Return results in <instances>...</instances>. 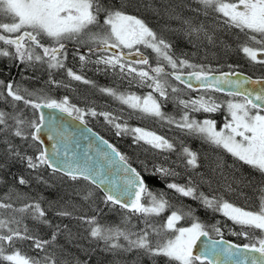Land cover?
I'll return each instance as SVG.
<instances>
[{
    "label": "snow or ice",
    "instance_id": "1",
    "mask_svg": "<svg viewBox=\"0 0 264 264\" xmlns=\"http://www.w3.org/2000/svg\"><path fill=\"white\" fill-rule=\"evenodd\" d=\"M148 10L164 21L162 31L135 14ZM165 32L183 37L195 52L177 55ZM229 34L250 64L264 68V0H0V61L7 62L3 71L10 77L13 68L21 76L0 79V264H93L97 252L105 257L99 264H264V75L253 79L233 64L217 74L219 68L193 60L209 45L230 47L221 38ZM70 55L79 71L68 66ZM89 65L110 74L112 86L86 78ZM37 73L47 75L45 87H27L24 81ZM57 73L69 82L56 79ZM71 81L120 107H81L50 94L71 88ZM168 104L175 113L165 111ZM45 109L85 128L88 118L102 117L115 137H131V147L164 162L146 155L134 167L99 133L92 137L101 165L87 153L78 159L65 151L61 159L55 145L52 152L43 147L45 128L49 140L57 134L56 118ZM217 113L223 114L219 128ZM133 118L173 135L134 126ZM187 138L219 154L202 160ZM17 165L23 173L13 171ZM57 177L70 182L69 199L45 202L31 193L33 185L51 188ZM148 178L162 180L164 188L154 191ZM106 209H116L119 221L104 219ZM201 210L224 223L206 224L197 215ZM224 227L247 243L224 240ZM41 228L49 230L47 238Z\"/></svg>",
    "mask_w": 264,
    "mask_h": 264
},
{
    "label": "rangeland",
    "instance_id": "2",
    "mask_svg": "<svg viewBox=\"0 0 264 264\" xmlns=\"http://www.w3.org/2000/svg\"><path fill=\"white\" fill-rule=\"evenodd\" d=\"M147 12V13H146ZM140 13V12H138ZM143 13V11H142ZM145 16L143 19L146 18V21L148 24L151 25V27H153L155 29V27L159 28L160 31H162L163 29V25H164V21L158 19L150 10L145 11ZM165 36L167 38H169L173 44H174V50L176 51V54L179 55L180 51L183 50L184 52H195V49H193L191 47V45L187 44V41L178 35H172L170 33L165 32L164 33ZM226 44L228 45H233L234 47H237V43L234 44L233 42H231V38L232 40H235L234 37H232L230 34L229 35H223L221 37ZM236 50V49H235ZM232 52H234V49L232 47H228V48H224L221 46H217V47H212L211 45L207 46V48H202L200 50L199 53L196 54L195 57H193L194 62H201V63H205V64H210L214 69L217 67H225L227 68L228 64H233V65H239V67H245L247 70H249L253 73H258V75H261V71L263 70L262 67H256L257 69H255V71L253 70V66L249 63V61L244 57L243 53L242 56L240 55H235L232 58L234 60H231L232 58H229L232 55ZM239 53L240 51L237 50L235 51L236 53ZM205 53H207V56L205 57ZM231 54V55H230ZM69 64L68 66L73 67L74 71H79V62L76 60H73L72 56H69ZM233 62V63H231ZM262 69V70H261ZM85 76L87 75H98L101 74V76H103V80H106V83L109 84L108 86H112L113 84V77L108 74H104L102 72H97L94 69V66L89 65L84 69V73ZM25 75H28V73H26ZM93 75V76H94ZM36 76H38L39 78L41 76L44 77V81L47 79V75L46 74H40L37 73ZM56 79H62L64 80L66 83L69 82L68 78L64 75H62L61 73H57L55 76ZM43 79V78H42ZM43 81V82H44ZM72 87L71 88H53L51 90V95L57 97V98H61L63 96H68L69 99L71 100L72 103L77 104L81 107H84L86 102L90 105V106H94L96 107L98 110L100 109H116L118 107H120L119 105H117L115 102L111 101V105L106 104L104 99H98L96 97V95H93L91 93L90 88H85V85L79 82H75V81H71L70 82ZM30 84V83H29ZM43 86L44 83H42ZM29 88H32L31 86H29ZM145 91V90H142ZM99 92V91H98ZM100 93V92H99ZM91 94V95H90ZM193 95L195 96L196 93ZM223 99H230L229 97H224ZM198 117V114H195ZM88 122L95 124L100 130L103 131L104 134L110 136L111 138L115 137L113 135V132L110 130V128L104 123L103 118L102 117H98L95 119L92 118H88ZM133 122V123H131ZM137 122V123H136ZM130 124L132 125H136V126H142V127H147L150 128L152 130H160V132H162L163 135H168L169 137H171L173 135V133H170L168 131L167 127H161L159 124L153 123L150 120H146L141 122L140 120L133 118L129 121ZM222 122H220L218 124L217 121V126L219 128L220 124ZM150 125H152V127H149ZM161 134V133H160ZM176 135H179L178 133H176ZM119 140L121 138H118ZM188 139V138H187ZM186 139V143L191 146L192 144H189V142H187L188 140ZM116 140V139H115ZM119 140H116V143L118 142L119 145H121L122 149L125 151V153H129V156L135 160V162L138 164L139 160L145 159L146 155L148 156L149 159H156L158 162H164L161 160L160 157L158 156H151L150 154H146L144 153L142 150L139 149H135L134 147H131V144L127 143V142H121ZM201 142V141H200ZM199 151L201 154V159L204 160L205 157L208 158V160H211L214 156L219 154V150H215L213 148H211L209 145L207 144H202L198 146L197 150ZM225 159H227L229 161V163L231 162V158L230 157H224ZM230 158V159H229ZM172 159H175V157L173 156ZM167 163V162H165ZM180 171H182V169H178ZM180 178H178L179 180ZM243 206V205H241ZM189 226V225H188ZM223 232L225 231V227L222 228ZM226 232L228 234H230L229 228L226 227ZM232 235V234H231ZM235 236V235H232Z\"/></svg>",
    "mask_w": 264,
    "mask_h": 264
},
{
    "label": "trees",
    "instance_id": "3",
    "mask_svg": "<svg viewBox=\"0 0 264 264\" xmlns=\"http://www.w3.org/2000/svg\"><path fill=\"white\" fill-rule=\"evenodd\" d=\"M147 13V12H146ZM136 15H138V16H141L142 18H144V17H146L145 16V11H143V13H142V11L140 12V13H135ZM145 21H146V18L144 19ZM147 22V21H146ZM150 25V24H149ZM151 26V25H150ZM155 29L158 31V32H160V29L159 28H157V27H155ZM231 42H233L234 44H236V40H232V38H231ZM237 46V45H236ZM230 47H232L233 49H234V52H232V55L229 57V58H232L233 56H235V55H240V56H242V52H237L236 54H235V51H237L238 49H237V47H234L232 44L230 45ZM236 49V50H235ZM231 60H234L233 58L231 59ZM69 61L70 60H68V64H69ZM7 62L6 61H0V79H5V80H7V79H9V78H11V77H15V79L16 80H20L21 79V76H20V69H16V68H13V70H12V73H11V77L5 72V71H3V69H4V66H5V64H6ZM22 67V66H21ZM238 69H240V70H244L245 72H249V70H247L245 67H239ZM185 71H187V70H185ZM262 73H261V76L262 75H264V69L261 71ZM94 75V74H93ZM87 75L86 74V78H88V79H91V80H93V81H95V83H96V85H98V86H108L109 84H107L106 83V80L104 79L103 80V76H101V74H96V75ZM37 78H34V79H32V80H25L24 81V84L27 86V87H29V86H31L32 88H35V89H39V88H43V87H45V86H43L42 85V83H44L43 81H44V77L43 76H41L40 78L38 77V76H36ZM43 78V79H42ZM30 83V84H29ZM178 83V82H177ZM178 86L179 87H183V85H179L178 84ZM85 88H90V90H91V93L93 94V95H96V97L98 98V99H106L105 101V103L106 104H108V105H111V99L109 98V97H107V96H105V95H103V94H101V93H99L98 92V90L97 89H95V88H92V87H90V86H88V85H85ZM142 91V90H141ZM146 91V90H145ZM193 93L194 92H192V93H190L191 95H193ZM195 94V93H194ZM91 95V94H90ZM214 95H217V96H219L220 98H224L225 96H224V94L223 93H214ZM194 96V95H193ZM30 111L31 110H26V112L28 113V114H30ZM165 111L166 112H168V113H175L176 112V109L174 108V106L172 105V104H168L167 105V107L165 108ZM222 113H217V114H215V116H214V118L218 121V124L220 123V122H222ZM200 116H201V114H198V117L200 118ZM87 123H90V122H88L87 121ZM131 123H133V122H131ZM137 123V122H136ZM90 125L98 132V133H100V134H103V136H105L111 143H113V144H115L122 152H125L121 147V145H119L118 144V142L116 143V140H119L118 139V137H113V138H111L110 136H108V135H106V134H104L103 133V131L102 130H100L95 124H93V123H90ZM137 125V124H136ZM136 125H134V126H136ZM149 127H152V125H150ZM155 131H157L158 132V134H162V132H160V130H158V129H156ZM116 139V140H115ZM188 141L187 142H189V144H192L190 147L193 149V150H197V148H198V146H200L201 145V142H200V140H198V139H194V138H188L187 139ZM119 141H121V142H127V143H129V144H131L132 142H131V137H122ZM128 155H129V153H128ZM230 159V158H229ZM131 162L133 163V166L134 167H137V168H139L140 167V164L138 163H136L135 162V160H133V159H131ZM13 171L15 172V171H20L21 173H23V168L21 167V166H19V165H17L14 169H13ZM245 174H247L250 170L247 168V166H245L244 168H243V170H242ZM179 182H183V180L182 179H179ZM148 184H149V187L151 188V189H153L154 191L155 190H160V189H163L164 188V183H163V181L162 180H160V179H156V178H148ZM205 191H207V188H205L204 189ZM71 191H72V188H71V186H70V182H68L67 180H66V178H65V180L62 182L60 179H59V177H57V178H55L53 181H52V187L51 188H46V187H37L36 185H33V187H32V189H31V193L33 194V195H36V194H39V195H41V196H43V198H44V201L45 202H47V201H55V200H57L59 197H61V196H63L64 197V199H69L70 197L68 196V195H66V193H71ZM246 191H248V190H246ZM0 194H3V187L2 186H0ZM248 195L249 196H251L252 194H251V192H248ZM230 199H232L233 200V202L234 203H236V204H238V205H244V203H245V201H244V199H243V197H241V198H234V197H229ZM71 199L73 200V202L74 203H76V204H78V205H80L81 206V209L83 210V211H87L88 209H87V203L86 202H83V201H81L80 199H79V197H71ZM186 203H192L191 201H187L186 200ZM250 203H255V200L253 199V200H251L250 201ZM45 206H46V203H45ZM89 214H91V213H89ZM50 215H51V213H50ZM165 215H167V213H165ZM197 215L200 217V219L203 221V222H205L206 224H210V223H215L216 221H220L221 222V224H223L224 223V218H222L221 216H219V215H213L212 213H210V212H205V211H203V210H201V211H199L198 213H197ZM119 218H120V214H119V212L116 210V209H113V210H111V211H109V210H105V216H104V219H106L107 221H109V222H118L119 221ZM27 223L29 224V226L31 227L32 226V224H33V222L32 221H27ZM228 223V225H231V222L230 221H228L227 222ZM73 224L75 225V221H73ZM181 224L183 225V226H188V224L186 223V222H184V221H182L181 222ZM48 229H46V228H41L40 229V234L44 237V238H47V233H48ZM213 236H216L215 235V233H213L212 234ZM224 236L225 237H227V238H229V239H231L232 241H234V242H237V243H240V244H244V243H247V241L246 240H244L243 239V237H238V236H232L231 234H228L227 232H226V227H225V231H224ZM58 239H60V242H61V244H64L65 242L63 241V239L62 238H58ZM69 248H71V245H67ZM72 251H75V249H71ZM22 251L23 252H26L28 255H35V253L34 252H32L27 246H23L22 247ZM105 259V257H104V255H102V254H100V253H95L94 255H93V264H99V262L100 261H102V260H104ZM146 264H147V262H146Z\"/></svg>",
    "mask_w": 264,
    "mask_h": 264
},
{
    "label": "water",
    "instance_id": "4",
    "mask_svg": "<svg viewBox=\"0 0 264 264\" xmlns=\"http://www.w3.org/2000/svg\"><path fill=\"white\" fill-rule=\"evenodd\" d=\"M224 71H229V70H219L217 74H219L220 72H224ZM237 71H240L244 73L245 75L250 76L242 70H237ZM252 78L256 79L259 77H252ZM193 84H195V81H193ZM44 112L46 116H53L56 118L54 123L57 126V134L54 139L49 140L47 137L50 133H48L47 128H45L42 133V136L44 139L43 147L47 148L49 152H52L53 145H55L56 148L60 150L61 159L63 158V153L67 151L69 157H72L73 155H75L78 159H83L85 154L87 153L89 156L93 157L94 162L98 166L103 163L99 159V157H97L96 155V152H95L96 141L94 137H92V133H98V132L90 124L87 123V128H85V125L80 124L78 121L73 120L71 117H68L65 114L59 113L58 111H52L49 109H45ZM89 128L92 130L91 132L88 131ZM99 135L103 136L102 134H99ZM103 137L107 139L105 136ZM213 239H220V237L213 236ZM223 239L229 241L230 243L240 244V243L232 241L231 239L225 236H223ZM240 245H243V244H240ZM201 247L202 245L198 244V249ZM196 254H199V251H197ZM226 259L227 258H225V261Z\"/></svg>",
    "mask_w": 264,
    "mask_h": 264
},
{
    "label": "flooded vegetation",
    "instance_id": "5",
    "mask_svg": "<svg viewBox=\"0 0 264 264\" xmlns=\"http://www.w3.org/2000/svg\"><path fill=\"white\" fill-rule=\"evenodd\" d=\"M231 63H233V62H231ZM251 65H252V64H251ZM252 66H253V65H252ZM255 66H256V67H257V66H258V67H261L260 65H254V66H253V68H254L253 70H254V71H255V69H257ZM216 68H219V70H229L228 67L225 68V67H217V66H216ZM263 69H264V68H263ZM237 70H239V69H237ZM257 70H258V69H257ZM261 70H262V69H261ZM243 71H244V70H243ZM246 73H248V74H249L250 76H252V77H261V75H258V73H254V72L252 73L251 71H250V73H249V72H246Z\"/></svg>",
    "mask_w": 264,
    "mask_h": 264
}]
</instances>
